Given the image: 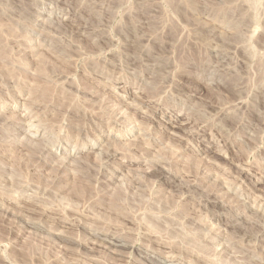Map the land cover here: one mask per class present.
<instances>
[{
  "label": "rangeland",
  "instance_id": "1",
  "mask_svg": "<svg viewBox=\"0 0 264 264\" xmlns=\"http://www.w3.org/2000/svg\"><path fill=\"white\" fill-rule=\"evenodd\" d=\"M146 252L264 264V0H0V264Z\"/></svg>",
  "mask_w": 264,
  "mask_h": 264
},
{
  "label": "bare ground",
  "instance_id": "2",
  "mask_svg": "<svg viewBox=\"0 0 264 264\" xmlns=\"http://www.w3.org/2000/svg\"><path fill=\"white\" fill-rule=\"evenodd\" d=\"M104 240H106L107 248H109V250L111 252L116 253V254H121L123 248L128 246L127 243H125V244L121 243L120 238L118 236H115V235L110 237V238L106 237ZM145 254H146V259H148L151 264H161L160 262L154 260L155 259L154 256H149L150 254H148L147 252ZM144 258H145V256H144ZM164 264H178V262L177 261H176V263L175 262L174 263L173 262H169V263L165 262Z\"/></svg>",
  "mask_w": 264,
  "mask_h": 264
}]
</instances>
